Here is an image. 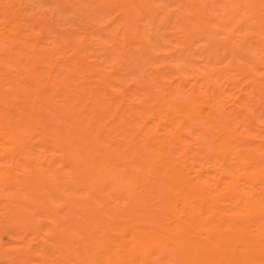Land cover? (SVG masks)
I'll return each instance as SVG.
<instances>
[{"label": "rangeland", "instance_id": "374dc122", "mask_svg": "<svg viewBox=\"0 0 264 264\" xmlns=\"http://www.w3.org/2000/svg\"><path fill=\"white\" fill-rule=\"evenodd\" d=\"M263 88L262 0H0V264H264Z\"/></svg>", "mask_w": 264, "mask_h": 264}, {"label": "bare ground", "instance_id": "6f19581e", "mask_svg": "<svg viewBox=\"0 0 264 264\" xmlns=\"http://www.w3.org/2000/svg\"><path fill=\"white\" fill-rule=\"evenodd\" d=\"M232 1V0H231ZM262 1H264V0H262ZM252 6V5H251ZM248 7V6H247ZM202 8V7H201ZM201 8H199V9H201ZM259 8V7H258ZM247 9V8H246ZM208 11V10H207ZM249 11V10H248ZM240 13V12H239ZM7 17H9V16H7ZM235 17H237V16H235ZM252 17V16H251ZM213 18V17H212ZM238 18V17H237ZM236 18V19H237ZM194 20H195V18H193ZM193 20V21H194ZM219 20V19H218ZM234 21V20H233ZM247 22V21H246ZM251 22V21H250ZM255 22V21H254ZM221 24V23H220ZM257 24V23H256ZM230 25V24H229ZM233 25H236V24H233ZM222 26V25H221ZM251 27V26H250ZM54 28V27H53ZM225 31V30H224ZM211 32V31H210ZM208 47H209V45H207ZM206 47V46H205ZM212 47V46H211ZM248 47V46H247ZM202 48H204V47H202ZM214 48V47H213ZM239 53H241V52H239ZM242 54V53H241ZM243 55V54H242ZM245 55H246V53H245ZM238 60V59H237ZM237 60H235V61H237ZM232 66V65H231ZM212 71V70H211ZM239 71H243V70H239ZM253 73V72H252ZM255 74H253V76H254ZM205 76V75H204ZM261 88V87H260ZM264 89V88H263ZM43 91V90H42ZM44 92V91H43ZM5 102V101H4ZM239 109V108H238ZM39 113V112H38ZM70 113V112H69ZM9 116V115H8ZM94 123H96V122H94ZM147 123V122H146ZM172 124V123H171ZM218 125V124H217ZM148 126V125H147ZM88 127V126H87ZM100 127V126H99ZM94 129V128H93ZM81 134V133H80ZM57 135V134H56ZM234 138V137H233ZM239 138V137H238ZM63 139V138H62ZM65 140V139H64ZM147 142V141H146ZM146 144V143H145ZM63 149V148H62ZM71 151V150H70ZM107 160V159H106ZM79 162V161H78ZM76 164H78V163H76ZM81 164H83V163H81ZM83 166V165H82ZM82 166H80L79 168H81ZM56 168V167H55ZM77 168V167H76ZM75 169V168H74ZM87 172H88V170H87ZM45 173V172H44ZM116 176V175H115ZM51 179V178H50ZM158 181V180H157ZM163 182V181H162ZM256 184V183H255ZM122 189V188H121ZM66 197V196H65ZM75 202V201H74ZM262 213V212H261ZM194 216V215H193ZM233 232V231H232ZM231 232V233H232ZM209 234H210V231H209ZM220 244V243H219ZM213 249V248H212ZM190 252V251H189ZM177 254V253H176ZM142 256V255H141ZM145 258V257H144ZM146 260V259H145ZM149 261V260H148ZM147 261V262H148ZM143 262V261H142ZM144 263V262H143Z\"/></svg>", "mask_w": 264, "mask_h": 264}]
</instances>
